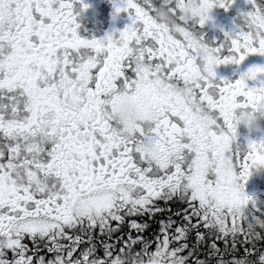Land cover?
<instances>
[{"label":"snow or ice","instance_id":"6c2138e0","mask_svg":"<svg viewBox=\"0 0 264 264\" xmlns=\"http://www.w3.org/2000/svg\"><path fill=\"white\" fill-rule=\"evenodd\" d=\"M160 2L112 0L131 23L85 39V0H0V264H264V219L245 216L264 139L242 151L232 119L264 110V80L247 83L264 65L215 70L264 55V0L216 46L160 26ZM121 92L148 117L131 134Z\"/></svg>","mask_w":264,"mask_h":264},{"label":"flooded vegetation","instance_id":"af4514ba","mask_svg":"<svg viewBox=\"0 0 264 264\" xmlns=\"http://www.w3.org/2000/svg\"><path fill=\"white\" fill-rule=\"evenodd\" d=\"M89 5L86 10H81L79 3L75 9L79 12L77 23L80 25L78 34L85 39L101 38L109 32L123 29L131 23V18L127 12H120L115 15L112 0H85ZM249 0H234V3L226 10L225 8L215 7L212 12V19L203 26L196 25L198 34L203 35V40L216 46L224 42L225 32H233L236 25L241 23V14L252 10ZM253 65H264V55L254 53L249 54L240 65H219L216 67L217 81L224 79L234 81L241 73ZM260 80H264V74L258 76L256 81H247L249 87H259ZM264 139V120H261L259 130L249 129L241 124L238 128L237 141L241 150H246L249 140L259 141ZM245 192L252 197L245 208V216L248 220L264 219V171L257 175L250 176L245 184ZM161 206H164L163 204ZM173 211H178L177 205H171ZM166 219L165 215H158L154 220H150L152 230L158 229V221ZM175 219V217H174ZM151 234V233H149ZM264 244V241H261Z\"/></svg>","mask_w":264,"mask_h":264},{"label":"clouds","instance_id":"9594fccd","mask_svg":"<svg viewBox=\"0 0 264 264\" xmlns=\"http://www.w3.org/2000/svg\"><path fill=\"white\" fill-rule=\"evenodd\" d=\"M214 8L209 7L206 0H175L174 3L171 0H161L155 7L153 19L160 26L168 27L173 17H177L191 28L199 25L201 20L207 22L212 19ZM199 35L203 38L202 34ZM203 70L207 71V66ZM115 116L120 125L119 131L128 134L143 126L148 119L135 95L125 92H121L117 98ZM232 119L237 130L241 124L249 129L259 130L261 120H264V110L250 107L239 108L232 113ZM262 171H264V166L253 167L250 176L257 175Z\"/></svg>","mask_w":264,"mask_h":264}]
</instances>
